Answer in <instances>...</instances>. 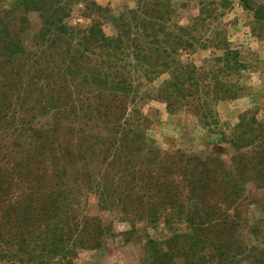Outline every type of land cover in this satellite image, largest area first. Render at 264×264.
Masks as SVG:
<instances>
[{
	"label": "trees",
	"instance_id": "obj_1",
	"mask_svg": "<svg viewBox=\"0 0 264 264\" xmlns=\"http://www.w3.org/2000/svg\"><path fill=\"white\" fill-rule=\"evenodd\" d=\"M74 1H23L24 23L32 13L40 21L30 46L12 35L0 15V207L5 206L0 209V262L76 264L78 250L100 247L110 226L81 206L82 196L95 193L101 207L117 203L149 224L162 220L171 228L184 220L193 238L205 235L207 242L213 238L209 234H216L218 242L210 245L216 247L218 264H264V246H248L236 236L245 193L240 176L246 167L233 173L221 159L172 155L151 146L150 121L142 110L148 94L139 95L140 76L150 82L167 72L170 77L154 99L171 112L193 108L205 122L214 115V99L236 96L218 76L213 85L203 84L199 73H183L174 60L176 46L205 44L200 27L221 19L225 12L218 5L226 8L234 0H202L192 23L176 29L168 0H139L128 18L115 17L96 0H77L84 16L92 18L85 27L66 22ZM240 3L252 5L251 0ZM253 6L264 12V5ZM109 20L119 27L115 35L103 28ZM218 42L224 56L215 60L226 70L238 69V53L226 39ZM37 111L96 120L104 132L66 143L58 130L44 126ZM79 159L86 166L96 162L101 171L69 182L67 166ZM257 178L264 180V174ZM165 255L158 263L173 264Z\"/></svg>",
	"mask_w": 264,
	"mask_h": 264
},
{
	"label": "rangeland",
	"instance_id": "obj_2",
	"mask_svg": "<svg viewBox=\"0 0 264 264\" xmlns=\"http://www.w3.org/2000/svg\"><path fill=\"white\" fill-rule=\"evenodd\" d=\"M23 1L0 0V15L7 21L12 35L30 46L36 40L40 21L38 14L32 13L29 22L24 23ZM76 1L66 22L75 27L90 25L92 18L84 16L83 3ZM168 1L172 3L171 23L175 24L174 29L192 23V19L200 13L202 0ZM96 2L104 7L109 6L115 17L128 18L131 16L130 10L138 8L139 0ZM254 3L264 5V0H251L252 5L247 8L240 0H234L226 8L218 5V9H224L225 15L214 23L204 24L203 30L200 27L198 32L205 44L189 49L176 46L174 60L179 63L183 73L190 69L199 73L203 84L211 85L218 76L232 87L229 95H236L214 99L211 102L214 115H209L207 122L193 108L184 105L171 112L165 102L154 99L159 91L158 86L170 77L167 72L150 82L140 76L139 95L148 94L142 101V110L150 121L146 132L151 146L172 155L179 151L203 158L221 159L233 173L246 167L247 172H242L240 176V182L245 184V193L238 204L242 226L236 236L248 246H264V180L257 178L264 174V164H260L264 156V144L261 146L264 143V19L260 17L264 16V12L257 11ZM114 22L104 21L103 28L108 35H115L119 30ZM221 39H226L228 47L238 53L236 59L241 63L238 69L226 70L222 61L215 60L224 56V50L218 47ZM173 41L176 40L173 38ZM86 90L83 89L84 92ZM37 114L44 126L58 130L60 139L66 143L80 136L104 132L102 122L96 120L78 116L59 117L53 112L42 114L37 111ZM96 165V162L91 164L89 161L86 166L82 159L68 165L69 182L79 178L84 180L91 172H100ZM64 178L66 180L67 175ZM81 201L84 213L99 215L110 226V231L100 247L78 250L74 258L76 264H159L158 261L166 257L165 253L173 264H218L216 247L210 245L218 242L216 234H209L213 238L208 236L212 239L207 242L205 235L193 238L192 227L184 220L174 221L171 228L162 220L156 225L149 224L147 218L135 217L119 208L117 203L113 206L110 204L109 208L101 207L95 193L82 196ZM3 208L0 207L1 210ZM39 245L42 247V243ZM208 253L211 256L205 257ZM36 255L39 256L40 252ZM0 264L9 263L2 261Z\"/></svg>",
	"mask_w": 264,
	"mask_h": 264
}]
</instances>
